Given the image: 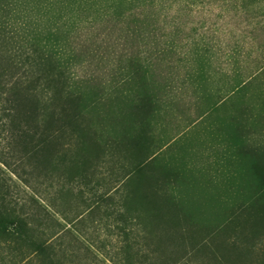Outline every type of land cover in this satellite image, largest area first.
<instances>
[{"label": "trees", "instance_id": "1", "mask_svg": "<svg viewBox=\"0 0 264 264\" xmlns=\"http://www.w3.org/2000/svg\"><path fill=\"white\" fill-rule=\"evenodd\" d=\"M156 1L0 0V264H85L77 250L93 249L94 241L88 243L74 235V238L64 243L57 231L46 234V230L42 228L44 221L40 219V213H47V220L51 221L55 218L52 211L42 202L41 196L40 199L39 195L37 197L33 194L28 202L33 207L36 206L37 211L28 212L26 203H19L18 198L14 199L20 189L16 180L12 185L8 172L14 173L26 185L32 179L39 181L44 174L52 184L56 180L61 181L62 188L68 186L66 189L70 191V186L87 180V165L91 159L88 160L87 157L82 168L68 167L61 171L52 168L49 173L45 168L46 164L57 157L66 159L68 151L75 144V154L92 151L90 154L96 159V163L106 160L104 152L113 140H96L94 143L89 141L90 132L81 140V137L78 138L82 130L77 127L83 125L84 128L90 120L87 113L95 105V95L91 94L92 99L84 89H79L81 84L75 86L68 82L75 66L83 62L80 50L71 42L70 34L79 33L76 30L81 23L95 20L97 16L119 24L127 18L126 23H123L127 27L121 28L120 34L125 41L132 42L134 48L126 54H117L122 59L119 77L123 85L124 82L128 84L129 93L134 91L136 96L131 103V127L139 126L136 135L142 132L141 137L145 136L146 126L159 110L162 84L165 86L160 71L153 72L151 63L145 59H163L170 56L171 48L173 54L177 51L170 39H166L168 43L163 46L155 47L152 44L157 35L155 29L149 27L153 24L150 20L152 15L139 11L148 4L153 7ZM186 1L185 6L190 5L189 1L198 0ZM217 1L221 8H233L237 13H247L251 7L257 8L263 4L262 0ZM53 8L60 11L56 15H45L46 24L41 29L39 25L43 19L33 17L32 13H46ZM87 11L93 12L91 15L94 18ZM4 12H8L7 15L11 13L10 37L7 34L8 20ZM160 17V14L155 15L154 20L160 21ZM182 23L184 19L181 25ZM85 45L81 44L79 47ZM88 48L91 50L90 57L97 55L93 52L94 48L90 45ZM65 53H68L67 57ZM201 54L194 59H198L197 62L203 66H197L190 79L198 87L206 81L203 63L207 58L203 52ZM228 55L233 57L235 51H229ZM134 84L137 85L136 88ZM223 101H215L208 107L213 111ZM238 110L243 111L241 107ZM233 122L241 123L243 120H238L234 115L223 125L231 132L230 138L237 141L236 152L251 153L244 141L247 136L242 135ZM123 138L124 143L116 146V150L119 147L125 148L129 141L134 140L133 150H130L134 163L124 166V173L118 179L120 182L99 195L95 206L92 202L88 203L73 218L74 221L82 219L80 223H84V215L87 217V213L92 214L96 207L97 212L101 211L104 217H113L115 225L109 227V230H113L115 239H111L110 251L107 249L105 255L110 263L264 264V254L257 260L254 248L257 242L260 244L264 240V185L247 193L246 198L240 196L235 205L227 206L221 222L208 224L207 218H194L193 214L175 203L173 192L159 184L165 181L168 183L172 171L155 164L156 154L152 153L153 149L149 152L145 143H138L142 150L138 155L136 139L128 134ZM258 168L262 173L256 167L254 172L259 184L264 178V169L260 166ZM130 176L139 181L147 179L153 189L139 194L138 184L132 187L133 192L122 190L126 178ZM100 201L111 203L112 208H101ZM55 224H60L57 219ZM84 226L85 223L74 228L78 231Z\"/></svg>", "mask_w": 264, "mask_h": 264}, {"label": "rangeland", "instance_id": "2", "mask_svg": "<svg viewBox=\"0 0 264 264\" xmlns=\"http://www.w3.org/2000/svg\"><path fill=\"white\" fill-rule=\"evenodd\" d=\"M262 1L261 6L251 7L247 13H237L228 7L223 9L217 0L189 1L190 5L187 6L186 0H157L153 7L148 4L139 11L152 15L150 20L153 24L149 27L155 29L157 34L152 41L155 47L167 44L166 39H170L177 48L174 54L171 48L170 56L166 58L145 59L151 63L153 72L160 71L162 83H165L159 94V110L146 126V137H141L142 132L136 135L139 126L131 127V103L136 96L134 91L129 93L128 84L124 82L123 85L119 77L122 59L117 54H126L134 48L132 42L125 41L120 34L121 28L127 27L123 24L127 18L119 24L97 16L95 20L81 23L76 30L79 33L70 34L71 42L80 50L83 62L75 66L68 82L75 86L81 84L79 89H84L88 97L95 95V99L91 97L95 105L87 113L90 120L84 128L83 125L77 127L82 130L78 138L81 137V140L90 132L89 141L95 143L96 140L104 142L108 139L113 140V143L106 147L105 161L96 163V159L90 154L92 151L75 154V144L68 151L66 159L57 157L45 165L49 173L52 168L58 171L68 167L82 168L86 164V158L91 159L89 166L87 165V180L70 186V191L66 189L68 186L62 188L61 181L56 180L52 184L44 174L39 181L32 179L26 185L14 173L8 172L12 185L16 180L20 189L14 199L18 198L19 203H26L28 212L37 211V207L28 202L33 194L37 197L39 195L40 199L42 197V202L52 211L55 218L51 221L47 220V213H40V219L44 221L42 228L46 230V234L57 231L64 243L74 238V235L88 243L94 241L93 249L77 250L85 264H112L105 255L107 249L110 251L111 239H115L113 230H109V227L115 225L113 217H104L94 207L96 211L87 213V217L84 215L85 226L78 231L74 227H81L84 223H80L82 219L74 221L73 218L88 203L92 202L95 206L99 195L120 182L118 179L124 173V166L134 163V156L130 153L134 140L127 143V149L119 147L116 150V146L124 143L123 136L126 134L136 139L137 145L145 143L149 152L153 149L152 153L156 154L155 164L172 171L170 181L159 184L173 192V201L193 214L194 218H207L208 224L221 222L227 206L235 205L240 196L246 198L247 193L264 185V178L258 184L257 174L254 172L255 167L260 173L262 172L258 167L264 169V0ZM59 11L60 9L53 8L46 13L34 12L32 16L43 19L39 25L42 29L46 24V16L56 15ZM4 13L10 37L11 13ZM159 14L162 19L154 20V16ZM183 19L184 23L181 25ZM165 20L167 26L164 25ZM81 44L86 45L79 47ZM89 45L94 48V54H97L94 57H90ZM168 45L171 46L170 43ZM229 51H235L236 56L229 57ZM202 52L207 58L205 61L202 59L206 81L198 87L190 79L196 67L203 66L197 62L198 59H194ZM67 54L65 53L66 57ZM136 87L134 84V88ZM206 95L213 96H207L211 98L208 100ZM220 100L224 101L211 111L209 104ZM239 107L243 111H239ZM234 115L238 120H243L241 123H233L234 127L238 126L242 135L247 136L244 141L251 153L236 152L237 141L230 138L231 132L223 125ZM87 127L91 129L87 130ZM141 151L138 145V155ZM28 169L29 167L27 171ZM126 179L124 186L120 187L122 190L133 192L132 187L138 184L139 194L153 189L147 179L139 181L134 176ZM101 202L103 201H100L101 208H112L111 203ZM55 219L59 221V225L55 224ZM143 219L145 221V216ZM262 242H257L254 247L257 260L264 254V240Z\"/></svg>", "mask_w": 264, "mask_h": 264}]
</instances>
